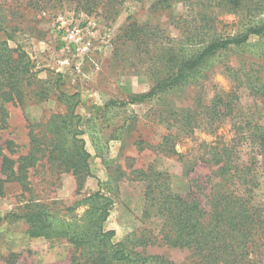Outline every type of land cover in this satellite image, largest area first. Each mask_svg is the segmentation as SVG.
Returning a JSON list of instances; mask_svg holds the SVG:
<instances>
[{"label":"rangeland","instance_id":"1","mask_svg":"<svg viewBox=\"0 0 264 264\" xmlns=\"http://www.w3.org/2000/svg\"><path fill=\"white\" fill-rule=\"evenodd\" d=\"M120 1L119 14L110 17L103 12L76 14L54 4L38 6V0H0V27L12 36L9 40L0 33V41L6 40L14 50L23 48L34 65L23 105L6 104L8 126L0 132V176L3 156L17 160L35 149V165L28 170V179L23 184L7 183L5 196L0 197V264H102L91 245L76 248L55 236L31 237L29 227L16 217L37 201L50 215L73 223L80 233L94 206L92 197L99 191L115 201L104 223L106 232L115 233L114 244L124 242L129 253L162 256L173 264H197L189 250L161 242L162 221L143 218L144 187L134 171L153 167L168 173L174 191L193 194L202 203L205 194L219 190V180L208 165L198 161L196 148L202 141L221 136L229 141L231 124L227 122L216 134L196 131L195 137L179 140L178 155H170L160 147L164 132L154 121V112L164 103L196 107L205 94L200 89L203 83L230 91L233 82L228 69L240 77L262 71L264 37H252L241 47L209 58L194 80L154 101L107 107L110 101L127 102L154 87L142 71L135 72L128 54L116 55V40L124 26L159 27L176 46L186 43L174 21L183 15V4L162 9L156 5L158 0ZM224 21L228 32L238 31L233 15L224 16ZM88 44L83 52V45ZM213 94L211 89L207 98ZM74 95L78 97L72 99ZM77 128L90 154V174L73 141ZM54 228L56 234L61 233V221ZM142 228L158 237L146 247L137 242Z\"/></svg>","mask_w":264,"mask_h":264},{"label":"trees","instance_id":"2","mask_svg":"<svg viewBox=\"0 0 264 264\" xmlns=\"http://www.w3.org/2000/svg\"><path fill=\"white\" fill-rule=\"evenodd\" d=\"M37 4H54L86 16L103 12L114 17L119 14L122 2L38 0ZM175 4L185 7L183 15L174 17L185 44L176 46L174 39L159 27L129 23L122 28L116 40V55L128 54L134 61L135 72L142 71L154 87L149 93L127 102L110 101L107 107L154 101L161 94L194 80L209 58L241 47L252 37H264V0L156 2L162 9ZM226 15L236 18L235 25L239 29L235 33L227 31ZM0 33L12 39L3 27H0ZM33 67L27 51L21 47L11 49L6 40L0 41V132L8 126L6 104L23 105L27 86L34 76ZM262 69L263 72L252 70L242 77L228 69L226 72L233 82L230 91L224 92L212 83H203L200 89L205 94L201 95L196 107L178 108L164 103L154 112V121L164 132L160 147L170 155H178L175 148L181 142L179 140L195 137L196 131L216 134L227 122L231 124L233 137L229 141L221 136L212 142L202 141L196 148L198 161L208 165L214 178L219 180V190L205 194L204 203L193 194L174 191L172 176L168 173L155 171L153 167L134 171L144 187L143 218L162 221L161 242L189 250L197 264H264V66ZM211 89L214 94L207 98ZM76 130L73 141L79 148L86 173L90 174V154L80 137L83 132ZM34 153L35 149L17 160L3 156L0 197L5 196L7 183L23 184L28 179V170L35 165ZM73 172L76 173L75 169ZM92 200L94 206L86 215L88 222L80 233L73 223L59 219L56 214L50 215L37 201L26 205L16 217L29 227L31 237L55 236L76 248L91 245L96 260L102 258V264H173L162 256L129 253L124 242L114 244L115 233L106 232L104 223L115 201L105 199L102 191ZM58 221H61L62 230L56 234L54 227ZM138 236L137 242L143 247L158 238L147 228L140 229Z\"/></svg>","mask_w":264,"mask_h":264},{"label":"built area","instance_id":"3","mask_svg":"<svg viewBox=\"0 0 264 264\" xmlns=\"http://www.w3.org/2000/svg\"><path fill=\"white\" fill-rule=\"evenodd\" d=\"M73 31H75L76 33H79V31L77 29H74ZM80 40H81V38H77V41H80ZM89 46H90L89 44L88 45H83L82 51L86 52L89 49Z\"/></svg>","mask_w":264,"mask_h":264}]
</instances>
